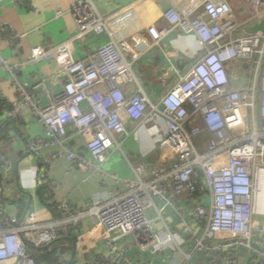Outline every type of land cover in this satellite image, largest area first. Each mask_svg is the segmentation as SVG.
Instances as JSON below:
<instances>
[{"label":"built area","instance_id":"1","mask_svg":"<svg viewBox=\"0 0 264 264\" xmlns=\"http://www.w3.org/2000/svg\"><path fill=\"white\" fill-rule=\"evenodd\" d=\"M184 2L163 9L165 27L152 24L123 36L124 15L105 17L92 0H76L72 11L77 33L30 52L29 61H54L57 76H64L56 93L41 83L48 97L45 105L0 53V66L10 75L16 94L7 117L15 120L28 108L44 127V136L26 140L27 152L44 167L41 184L47 183L44 171L57 159L104 174L102 165L120 148L118 137L127 134L128 121L145 126L158 120L165 128L152 152L155 160L131 164L134 178L122 181L125 191L106 201L83 207L54 202L58 218L39 223L34 212L22 221L7 214L0 195V264H37L28 245L48 246L85 217L101 231L109 249L94 264H132L117 239L135 234L140 250H145L156 236L148 210L155 209L154 219H162L165 207L172 208L182 224L179 232L166 227V242L174 247L168 264H192L194 251L215 264H241L244 259L264 264V30L232 36L241 24L227 0ZM176 29L197 39L200 55L153 101L136 68L143 55ZM5 31L0 20V37ZM88 33L108 38L86 57L75 58L74 42ZM127 85L134 86L131 92ZM69 125L87 137L85 154L69 146ZM201 134L207 137V149L199 152L194 139ZM45 148L53 149L46 157ZM12 168L0 151L2 182ZM48 187L55 186L50 182ZM155 199L162 201L161 207ZM185 245L191 252H184ZM67 259L59 256L60 261Z\"/></svg>","mask_w":264,"mask_h":264},{"label":"crops","instance_id":"2","mask_svg":"<svg viewBox=\"0 0 264 264\" xmlns=\"http://www.w3.org/2000/svg\"><path fill=\"white\" fill-rule=\"evenodd\" d=\"M184 1L92 0L99 13L105 17L114 14L125 16L126 27L123 29V36L131 35L152 24L159 29L165 27L163 9L173 5L181 7ZM227 2L233 10L235 20L241 24L232 36L252 33L249 31L250 27L264 21V0ZM75 3L76 0H0V20L7 29L0 37V53L6 64L14 68L16 76L28 84L29 90L42 105L48 102V97L41 83H44L49 91L56 93L64 81V76H57L59 73L54 61H29L30 52L34 46L50 47L77 33V20L72 11ZM7 32L15 37L14 43H10V35ZM107 38L106 34L84 35L74 42L73 56L86 57ZM199 49V42L193 35H185L176 29L162 39L160 46L143 55L136 68V74L139 80L144 82L141 84L153 101H158L170 89L178 75L187 72L199 57ZM10 82V75L0 66L2 101L11 108L16 94ZM133 88V85L125 87L127 92H131ZM8 110L0 112V127L13 123V119L7 117ZM12 123L3 129L4 136L0 138V151L13 163L8 179L0 182V195L7 214L16 215L22 221L28 212H34L39 223L58 218L53 207L54 202L67 200L75 207H83L92 201L103 202L109 197L123 193L125 188L121 184L122 181L134 178L131 164H151L155 160L152 152L159 132H165L162 121H150L145 126L128 121L127 134L118 137L120 148H115L102 165L104 174L80 168L64 159H57L52 163L51 169L44 171L47 183L41 184L39 180L44 167L27 152L26 140L44 136V127L37 122L28 108L24 109L23 115L19 116L14 125ZM68 134L69 146L74 151L85 154L87 137L78 133L72 125L68 126ZM52 150L42 149L43 156H48ZM50 182L55 187L49 188L48 192L44 186L47 187ZM179 203L186 205L187 201L179 200ZM155 204L161 207L162 201L155 199ZM147 214L152 219L156 236L145 250H140L139 237L135 234L118 238L117 242L132 264H168L174 247L166 242L164 233L166 227L179 232L182 229L181 221L169 207L163 208L162 219H154L156 210L153 208L149 209ZM63 237L71 241L68 248L71 253L67 255L68 261L74 260V264H94V261L109 254L101 231L93 229L87 217L80 219L77 228H71L68 235ZM187 248V245L183 247L184 252H191L187 251ZM191 261L192 264H215L197 251L192 253ZM241 264H247L246 259Z\"/></svg>","mask_w":264,"mask_h":264},{"label":"trees","instance_id":"3","mask_svg":"<svg viewBox=\"0 0 264 264\" xmlns=\"http://www.w3.org/2000/svg\"><path fill=\"white\" fill-rule=\"evenodd\" d=\"M9 108V104L0 101V112L8 110ZM18 119L19 118L13 120V123H11L14 125L18 121ZM11 123H6V125L0 127V138L4 136L5 128L8 127ZM44 189H47L49 192L48 184L47 187L44 186ZM68 240L69 239H67L66 237L61 236L48 246L35 247L32 245H28L27 249L35 257L37 264H74V260L71 262H69L68 259L66 261L59 260L60 255H67L71 253V251H68V248L71 246V241ZM67 243L69 246L67 245Z\"/></svg>","mask_w":264,"mask_h":264},{"label":"rangeland","instance_id":"4","mask_svg":"<svg viewBox=\"0 0 264 264\" xmlns=\"http://www.w3.org/2000/svg\"><path fill=\"white\" fill-rule=\"evenodd\" d=\"M140 82L142 84H144V82H142V80H140ZM194 143H195L197 149L199 150V152L205 151L207 149V137L203 134L196 137L194 139Z\"/></svg>","mask_w":264,"mask_h":264},{"label":"water","instance_id":"5","mask_svg":"<svg viewBox=\"0 0 264 264\" xmlns=\"http://www.w3.org/2000/svg\"><path fill=\"white\" fill-rule=\"evenodd\" d=\"M263 29H264V21H261L260 23H257L255 25L251 26L249 31L256 32L258 30H263Z\"/></svg>","mask_w":264,"mask_h":264}]
</instances>
